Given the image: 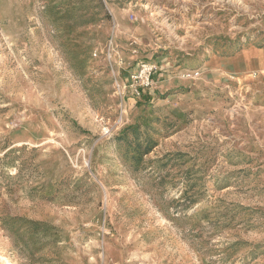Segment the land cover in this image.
Masks as SVG:
<instances>
[{
  "label": "rangeland",
  "instance_id": "1",
  "mask_svg": "<svg viewBox=\"0 0 264 264\" xmlns=\"http://www.w3.org/2000/svg\"><path fill=\"white\" fill-rule=\"evenodd\" d=\"M247 47L264 0H0V264H264Z\"/></svg>",
  "mask_w": 264,
  "mask_h": 264
},
{
  "label": "crops",
  "instance_id": "2",
  "mask_svg": "<svg viewBox=\"0 0 264 264\" xmlns=\"http://www.w3.org/2000/svg\"><path fill=\"white\" fill-rule=\"evenodd\" d=\"M255 57V58H254ZM214 65V73L220 76H227L230 74H242L248 70H260L264 72V53L253 50L249 47L242 51L236 52L231 56H217L211 58Z\"/></svg>",
  "mask_w": 264,
  "mask_h": 264
},
{
  "label": "built area",
  "instance_id": "3",
  "mask_svg": "<svg viewBox=\"0 0 264 264\" xmlns=\"http://www.w3.org/2000/svg\"><path fill=\"white\" fill-rule=\"evenodd\" d=\"M156 65L150 62L142 61L138 68L132 74V82L128 85L132 93L138 95L140 90L153 87L152 73Z\"/></svg>",
  "mask_w": 264,
  "mask_h": 264
}]
</instances>
